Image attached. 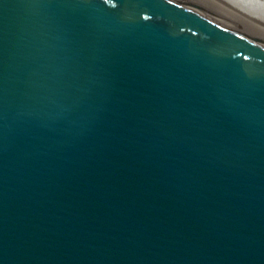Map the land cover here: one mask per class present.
I'll return each mask as SVG.
<instances>
[{
	"label": "water",
	"instance_id": "95a60500",
	"mask_svg": "<svg viewBox=\"0 0 264 264\" xmlns=\"http://www.w3.org/2000/svg\"><path fill=\"white\" fill-rule=\"evenodd\" d=\"M0 264H264V12L0 0Z\"/></svg>",
	"mask_w": 264,
	"mask_h": 264
},
{
	"label": "bare ground",
	"instance_id": "6f19581e",
	"mask_svg": "<svg viewBox=\"0 0 264 264\" xmlns=\"http://www.w3.org/2000/svg\"><path fill=\"white\" fill-rule=\"evenodd\" d=\"M262 12H264V0H240Z\"/></svg>",
	"mask_w": 264,
	"mask_h": 264
},
{
	"label": "rangeland",
	"instance_id": "374dc122",
	"mask_svg": "<svg viewBox=\"0 0 264 264\" xmlns=\"http://www.w3.org/2000/svg\"><path fill=\"white\" fill-rule=\"evenodd\" d=\"M264 9V8H263Z\"/></svg>",
	"mask_w": 264,
	"mask_h": 264
}]
</instances>
